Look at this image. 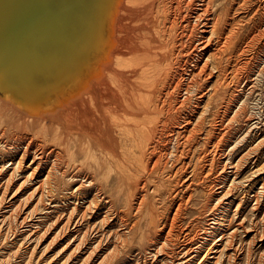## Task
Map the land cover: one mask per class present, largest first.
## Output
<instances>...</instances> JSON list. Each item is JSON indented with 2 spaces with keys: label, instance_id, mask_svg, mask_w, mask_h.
I'll return each instance as SVG.
<instances>
[{
  "label": "bare ground",
  "instance_id": "6f19581e",
  "mask_svg": "<svg viewBox=\"0 0 264 264\" xmlns=\"http://www.w3.org/2000/svg\"><path fill=\"white\" fill-rule=\"evenodd\" d=\"M252 1L230 0L224 11V0H0V91L6 94V99H0V149L5 152L0 156V178L7 177L0 195V214L8 229L28 224L24 205L7 201L9 191L23 180L17 192L36 182L31 196L39 197L41 202L48 198L50 205H56L55 211L63 213L43 233L40 229L28 230L30 239L38 238L40 244L62 225L51 243L74 236L68 243L72 245L68 264L76 260H81L80 264H238L242 257H249L260 232L249 241L254 219L243 216L251 202L253 218L264 206V119L260 120L261 112H253L256 108L249 103L257 93L259 77L264 78V0H259L256 7ZM137 3H142L141 8ZM130 15L136 23L131 30L123 31L120 20ZM120 42H130L126 57L139 63V67L131 64L138 68L135 75L140 80V98L127 97L131 92L124 82L128 77H123L117 80L128 90L124 91L125 99L111 102L105 90L113 79L111 71L120 67ZM234 42L243 43L231 55L236 60L245 58L224 69L222 62ZM254 42H259L255 62V57L248 55ZM105 49L107 53L93 63L94 55ZM66 54H72L68 61ZM212 78H216V86L207 90L204 84ZM149 80L155 92L159 91L158 97L148 95ZM224 84L229 89L226 100L221 99L224 92H220ZM62 86L65 89L59 92ZM175 90L180 91L179 98H174ZM84 99L86 104L76 115L66 118V108L74 111V106ZM7 106L11 109L8 114ZM181 109L186 111L179 115ZM124 115L132 117L125 131H132L142 142L144 129L149 127H141L145 117L171 124L172 128L166 138L165 130L155 131L144 167L148 178H143L140 189L128 184L123 197L120 190L104 193V185L93 173L96 164L104 166V156L126 150L127 146L120 143ZM83 119L89 121V126ZM22 126L29 133L37 131L46 136L51 128L64 130L70 140L81 144L79 153L90 152L91 165H87L93 176L65 177L62 173L71 188L62 195V201H56L54 193L59 187L55 183L51 187L49 175L43 180L42 175L51 162L56 165V173L61 174L58 163L62 156L32 137L30 141L22 134L15 137ZM199 146L203 150L196 155L193 149ZM141 159L142 156L136 162L138 166L143 163ZM168 165L174 170L173 189H164L163 193L151 189L147 179ZM246 169L253 173L240 181ZM260 184L261 192L249 201ZM238 186L245 190L246 197L235 193ZM137 195L140 196L133 206ZM167 200L169 210L157 215L160 201ZM121 201L126 209L119 212L116 206ZM130 216H136V220L131 221ZM96 221L102 232L116 229L113 237L117 244L105 240L108 233L93 236ZM202 221L204 227L200 226ZM141 252L148 253L150 259L142 260ZM126 253H131L130 257L122 260L121 255Z\"/></svg>",
  "mask_w": 264,
  "mask_h": 264
},
{
  "label": "rangeland",
  "instance_id": "374dc122",
  "mask_svg": "<svg viewBox=\"0 0 264 264\" xmlns=\"http://www.w3.org/2000/svg\"><path fill=\"white\" fill-rule=\"evenodd\" d=\"M128 2H130L131 0H127ZM224 0V6H223V9L225 11V9L229 8L230 6V0ZM229 3V4H228ZM259 0H253L252 1V6L253 7H256L257 5H259ZM141 4L142 3H137V7L141 8ZM228 5V6H227ZM227 7V8H226ZM237 16V15H236ZM258 18L259 17H256L255 18V21L256 24L258 22ZM135 20V19H134ZM134 23H136V21H133L132 20V15L128 16V17H125V18H122L120 20V24L119 26L124 30H131L133 28V25ZM254 25V24H253ZM253 25L252 26H249L245 29V34H247L249 31H251V29L253 28ZM243 42H234L233 45L231 46V48L229 49V52L227 53V55L225 56V60L224 62H222V67L224 69H227V68H230V66L237 64V63H241L242 62V59H244L245 57L243 58H240L239 60H236L235 59V55H231V53L234 52L235 49L239 48L241 45H242ZM248 43V42H247ZM255 43V44H254ZM253 43V47L250 49V53L248 55H250L249 57L253 56V58L259 53V42H254ZM251 44V43H249ZM255 45V46H254ZM120 46H121V54H122V59L120 60L121 63H118L121 67V69L119 70V66H117L115 69H113L114 71H111V74H112V81L111 83L109 82L107 86V93H108V101H113V99H115L116 101H123L125 98V95H124V91H128L126 90V88H122V85L118 82L117 78H123V77H128V79H125L124 82L125 84L127 85V88H129V92H131V95H127V97H130V96H133L135 97V99H139L140 98V90L139 88L137 87V83L138 80L136 75H135V72L136 70L138 69L137 67H139V63L136 62V59H131V57H126V55L129 54V48H130V42H120ZM124 49V50H123ZM128 50V51H127ZM107 49L101 51V53H98V54H95L94 55V59H93V63H95L96 61H98L105 53H107ZM123 52V53H122ZM126 53V54H125ZM256 57L254 58V62L256 61ZM130 60V62H129ZM132 60V61H131ZM241 60V61H240ZM123 61V62H122ZM239 61V62H238ZM136 65L133 67V65ZM122 64V65H121ZM124 66V67H123ZM126 66V67H125ZM129 66V67H128ZM124 68V69H123ZM126 68V69H125ZM136 68V69H135ZM149 69V67H148ZM150 72L152 71L151 69H149ZM117 71V72H116ZM119 71V72H118ZM125 72V73H122V72ZM131 71V72H130ZM127 73V74H126ZM124 75V76H123ZM152 75V74H151ZM151 75H150V79H151ZM131 76V77H130ZM136 78H135V77ZM256 78V77H255ZM259 84H258V88H257V93L256 95H254L249 103L251 105V107L255 106L256 108V111L254 110L253 112H256V113H259V111L261 112L260 113V120L262 121L264 119V78L262 77H259ZM137 79V80H136ZM171 79H175V78H171ZM228 80H229V77H228ZM134 81V82H133ZM209 82H205L206 84H204V87H207L206 89H210L211 86H216V78H212L211 80H208ZM169 83V81H168ZM168 83H166V87H168ZM131 84V85H129ZM148 87L146 88L147 89V93L148 95L152 94V95H157L158 94V90L155 92V88L151 85L152 84V80L148 81ZM110 85V86H109ZM117 85V86H116ZM117 88H116V87ZM119 86V87H118ZM120 86L122 89H120ZM135 89H133L132 88ZM224 87H226L227 85H223ZM222 86V88H220V92L223 91L224 92V96L221 97V99H228L229 97V89H228V86L224 89V87ZM132 88V89H131ZM154 88V90H153ZM138 89V90H137ZM111 92H110V91ZM133 90V91H132ZM150 90V91H149ZM153 90V91H152ZM117 91V92H116ZM149 91V92H148ZM152 91V92H151ZM104 92V90H103ZM113 92V93H112ZM133 92V93H132ZM137 92V93H136ZM179 92L180 91H176L174 92V98H179L180 95H179ZM112 93V94H111ZM118 93V94H117ZM228 93V95H227ZM115 94V95H114ZM118 95V96H117ZM150 95V96H152ZM159 95V94H158ZM157 95V97H158ZM196 96L193 98L194 100H192V104H194L195 102V99L197 98V93L195 94ZM226 95V96H225ZM157 97L155 96V99H157ZM214 97V94L212 96V98ZM112 98V99H111ZM0 99H6V94L4 92H1L0 91ZM122 99V100H121ZM159 99V98H158ZM169 97H167L165 100H168ZM12 104L16 105L17 104L15 103V101L13 99H8ZM213 100H216L215 97L213 98ZM221 100V102L223 101ZM139 101V100H138ZM169 101V100H168ZM81 104V105H80ZM86 104V101L85 99L80 101L78 103V106H74V108H76L74 111L72 109H69V108H66L64 114H66V118H70L71 115L72 117L76 115V112H78V110L83 107V105ZM166 105V104H165ZM19 107V106H18ZM260 107V108H259ZM218 108L215 109V111L217 110ZM10 108L7 106L6 107V110H5V113L8 114L10 112ZM20 110H22L20 108ZM183 111V112H182ZM185 109H181L179 112V115H182L183 113H185ZM75 112V113H74ZM78 114V113H77ZM126 115L123 116V119L120 121V124L123 125L120 129H121V138H120V143H122V146H127V148L129 147V150H124L123 148L121 149L122 150V153L121 151H119V153H116L115 155H113L112 157L109 156H104L103 158V161L102 163L104 164V166L102 164H99V165H95V169L96 171L93 173L91 171H89V167L88 165H91V160H89V156H90V152L87 153H79L81 152L80 151V146L78 144H76V142H74L73 140H70L68 135L64 133V130H58V129H55V128H51V132H50V135H45V134H37V131H35L34 133H29L25 126H22V127H19V130H16V136L15 137H20L21 134L22 136H24V138H28L27 140H32L33 138V141H35L36 143L38 142V144L42 147H46L47 149H50L48 147H52L51 149L54 150L56 152V154L58 156H62L61 158V162L58 163V168H59V172H61V174L59 173H56L57 171H55V163L51 162L49 163L45 168V171L43 173V177H42V180L46 177V175H49V184L51 185V187H53L54 183L57 184V186L59 187V189L56 191V194L54 193V199H58L62 201V197L66 194H68V190L69 188H71V184L69 183V180L68 178L65 179L63 178V174L65 175V177H68L70 175H73V176H80L83 177V176H87V177H90V176H93L94 174H96L98 176V179L100 181V183L102 182V184L104 185V193L106 192L108 194L109 190H117V191H121L123 192L122 193V196L124 197L125 196V193L124 191L126 190L127 185L128 184H132L133 186L137 188H141L142 186H140L139 184L141 182H143V178H148L147 174L144 173L145 169V164H147V157L150 158V155L149 153L152 151V148L153 147V134L155 133L156 130H165V135L164 137L166 138L167 134H169V131L171 130L172 128V125L171 124H167V125H164L163 123H158L157 121L153 120L154 118L153 117H145L143 119V124L141 125V127L143 126L145 128V126H149L147 127V130L146 128L144 129V133H143V142L141 141V139L137 138L132 131H129V132H132V135L129 134V132L125 131V126H127L128 124H130V120L129 118H132L131 116H127L126 118ZM263 118V119H262ZM128 119V120H126ZM138 119V118H137ZM140 119V118H139ZM138 119V120H139ZM126 120V122H125ZM124 121V122H123ZM86 125L89 126V121L86 120V119H83V121ZM156 122V123H155ZM146 124V125H145ZM160 124V125H159ZM159 126V128H158ZM140 127V128H141ZM152 127V128H151ZM164 127V128H163ZM124 129V130H123ZM149 129H150V132H151V135H150V132H149ZM167 129V130H166ZM123 130V131H122ZM56 131V132H54ZM20 133V135L18 133ZM53 132V133H52ZM59 132V133H58ZM126 132V133H125ZM241 132L242 130L239 132V135L241 136ZM147 133V134H146ZM31 134V135H30ZM37 134V135H36ZM52 134V135H51ZM58 134H60L58 136ZM18 135V136H17ZM54 135V136H53ZM67 137H66V136ZM128 135V136H127ZM238 135V137H240ZM37 136V138L35 137ZM58 136V137H57ZM61 136V137H60ZM30 137V138H29ZM32 137V138H31ZM125 137V138H124ZM41 138V139H40ZM47 138V139H46ZM58 138V139H57ZM61 138V140H59ZM136 138V141H133L134 139ZM164 138V140H165ZM40 139V140H39ZM53 139V140H51ZM58 141L56 142L55 141ZM29 140V141H30ZM50 140V141H48ZM65 140V141H64ZM125 140V141H124ZM48 141V142H47ZM54 141V142H53ZM132 141V142H131ZM42 142V143H41ZM64 142V143H63ZM127 142V143H126ZM145 142V143H144ZM49 143V144H48ZM66 145V147H64V145ZM67 143V144H66ZM78 143V142H77ZM52 144V145H51ZM61 144V145H60ZM48 145V146H47ZM73 145V146H72ZM140 145V146H139ZM63 146V147H61ZM70 146V147H69ZM75 146V148H74ZM69 147V148H68ZM198 147V146H197ZM195 147L193 149V153H195L197 155V153H200L202 152L203 150V146H199V149ZM210 146H207L206 147V151L207 153L209 152ZM73 148V149H72ZM58 149V150H57ZM131 149V150H130ZM1 150V149H0ZM4 149L1 150L0 152V156H3V154H5V152L3 151ZM3 151V152H2ZM78 151V153H77ZM125 151V152H124ZM128 151V152H126ZM150 151V152H149ZM137 152V154H136ZM140 152V153H139ZM3 153V154H2ZM59 153V154H58ZM62 153V154H60ZM124 153V155H123ZM126 153V154H125ZM145 154V156H143V154ZM74 154V155H73ZM82 154V155H81ZM132 154V156H131ZM77 155V156H76ZM199 155V154H198ZM71 156H72V159H71ZM85 156V157H84ZM142 156V164L140 166L137 165V161H139V158ZM116 157V159H115ZM129 157V158H128ZM136 157V158H135ZM75 158V159H74ZM106 158V159H105ZM112 158V159H111ZM133 158V159H131ZM146 158V159H145ZM87 159V160H86ZM126 159V160H125ZM129 161H128V160ZM264 159V156L263 158ZM54 159L52 158L51 161H53ZM75 160V161H74ZM85 160V161H84ZM112 160V161H110ZM109 163H108V162ZM126 161V162H125ZM57 162V161H56ZM77 162V163H75ZM106 162V163H105ZM130 162V163H129ZM133 162V163H132ZM264 162V160H263ZM128 163L130 165H128ZM136 163V164H135ZM29 164V163H28ZM88 164V165H87ZM105 164L107 166H105ZM110 165V167H109ZM136 165V166H135ZM127 169H126V167ZM169 166V167H168ZM167 167L168 168H164L163 171L159 172V173H154L152 178L155 177V178H151L150 180L147 179V182L149 181V186L151 185L152 188L151 189H156L158 190L159 189V192H165L168 191V190H171L173 189L174 185L176 184V181L174 180V178L171 176L173 175V167L170 168L171 166L168 165ZM107 167V168H106ZM136 167V168H135ZM51 168V169H50ZM100 170H99V169ZM112 168H114V170H112ZM131 168V169H130ZM108 169V170H107ZM126 169V171L124 170ZM71 170V171H70ZM112 170V171H111ZM116 170V171H115ZM123 170V171H122ZM141 170V172H140ZM81 173H80V172ZM105 171V173L103 172ZM107 171V172H106ZM114 171V172H113ZM119 171V172H118ZM133 171H134V174H133ZM166 171V172H165ZM208 171V170H207ZM49 172V173H48ZM87 172V173H86ZM89 172V173H88ZM99 172V173H98ZM116 172V173H115ZM131 172V174H130ZM138 172V173H137ZM146 172V171H145ZM63 173V174H62ZM72 173V174H71ZM78 173V174H77ZM93 173V175H92ZM102 173H104L103 175H101ZM115 173V174H114ZM137 173V174H136ZM163 173V174H162ZM252 171L249 170V169H246L245 172L242 174V177L240 179L243 180L247 177H250L252 175ZM58 174V175H57ZM136 174V175H135ZM140 174V175H139ZM159 174V175H158ZM212 174V175H211ZM213 173H210V179H214V176ZM83 175V176H82ZM111 175V176H110ZM119 175V176H118ZM128 175H130V178L128 179ZM133 175V176H131ZM139 175V176H138ZM162 175V176H161ZM4 176V175H3ZM157 176V177H156ZM56 177V178H55ZM60 177V178H58ZM110 177V178H109ZM171 177V178H170ZM53 178V180H52ZM60 179V180H59ZM127 179V180H126ZM209 179V181H210ZM6 180H7V177L5 179H3L2 177L0 178V195H1V192L4 190L3 189V186L5 185L6 183ZM59 180V181H58ZM68 180V181H67ZM115 180V181H114ZM121 180V181H120ZM136 180L138 181V183L136 182ZM145 180V179H144ZM174 180V181H173ZM53 181V183H51ZM56 181V182H55ZM66 181V182H65ZM123 181V182H122ZM135 181V182H134ZM160 183H159V182ZM4 182V183H3ZM23 182V180H21L20 182L17 181V183L13 186V188L9 191V194H8V199L7 201L8 202H12V203H15L17 206H19L20 204L21 205H24V209H25V214H24V217L27 218V222L28 224L23 228L22 226L20 225H16L11 231L8 229V224L4 223V217H3V213L0 214V264H68L69 262V255L71 253V246H68V243L70 241L73 240V237L72 235H69V237H64V238H59L57 241H55V243H51L53 238L55 237L56 234H58L59 232V229L62 225H59V229L57 231H54L52 235H50V237L46 240V241H43L42 243L39 244V241H38V238H34V239H30L29 237V231L31 228H35V229H40V231L43 233L45 231V229L49 228L53 222H55V220L60 216L62 215L63 213L60 212L58 213L57 211H55L54 207L56 206L55 204L53 205H50V203L48 202V198H45L42 202L41 200L39 199V197H32L31 194L33 192V190L36 189V182L32 183V184H29L26 188L22 189V190H19L17 192V190L19 189V186L21 185V183ZM63 182V183H62ZM151 182V183H150ZM66 185H65V184ZM112 183V185H111ZM124 183V184H123ZM137 183V184H136ZM157 183V186H155ZM118 184V185H117ZM120 184V185H119ZM123 184V187L125 185V189L122 188V185ZM160 184V185H159ZM63 185H64V188H63ZM75 185H79V184H75ZM116 185V186H115ZM137 185L139 187H137ZM170 185V186H169ZM173 185V186H172ZM2 186V187H1ZM62 186V187H61ZM109 186V187H108ZM111 186V187H110ZM113 186V188H112ZM119 186L122 188L120 189ZM150 186V187H151ZM155 186V187H154ZM180 187V186H179ZM262 185H258L257 188L254 190V193H252L249 197V201H251V199H253L252 197L257 194V193H260L262 190L261 189ZM61 188V189H60ZM110 188V189H109ZM117 188V189H116ZM162 188V190H161ZM67 189V190H66ZM150 189V193H152V190ZM165 189V190H164ZM242 188V186H238V188L235 190L236 194L239 195L240 197H246L245 196V190ZM63 190V191H62ZM66 190V191H65ZM258 191V192H257ZM46 192H48L46 190ZM65 193V194H64ZM161 193V194H162ZM59 196H58V195ZM61 194V195H60ZM50 195V193H49ZM63 195V196H62ZM152 195L153 194H150V200H152ZM31 196V198H30ZM109 196V195H107ZM140 195H137L136 197H134V199L132 200V204L133 206L135 205V202H137L136 200L138 199ZM105 197V196H103ZM152 197V198H151ZM137 198V199H136ZM248 198V197H247ZM56 200V201H58ZM108 200V199H107ZM29 202V203H28ZM161 203L158 205V213L157 215H164L167 213V211L169 210V206H170V203L169 201L167 200V202H163V201H160ZM120 203V204H119ZM116 206L117 208V211L119 212H122V210L125 211L126 208H124V201H121L119 202ZM122 203V204H121ZM42 204V205H41ZM55 205V206H54ZM121 205V206H120ZM46 206V207H45ZM62 206V205H61ZM254 206V202H251L250 206H248V209L246 210V212L244 213V218L246 216H249L250 219H254L251 221L252 225L254 223V228L253 226H250V227H253L251 229V235L248 237V240H252L253 238V235H255V233L257 232H260L259 235V240L258 242L256 241V244L255 246H252L251 248V252H250V258L249 257H242L243 259H241V261L238 263V264H264V206L262 207V210L260 212H258L257 214L254 213V218H253V214L250 213V210L251 208ZM64 207V206H62ZM39 208V209H38ZM53 208V209H52ZM50 209V210H49ZM166 209V211H165ZM168 209V210H167ZM121 210V211H120ZM151 210L153 212H156L154 209V207L152 206ZM162 210V211H161ZM123 211V212H124ZM164 212V214H163ZM251 214V216H250ZM256 215V216H255ZM67 214L65 213V217L64 219L66 220L67 219ZM197 217V216H196ZM242 217V219H244ZM252 217V218H251ZM256 217V218H255ZM123 218H124V215H123ZM130 220L131 221H135L136 220V216H130ZM3 221V223H2ZM99 221H96L95 223H97ZM96 227L94 228V233L93 236H96V237H102L103 235V232L105 233H108L107 234V237L105 240H107V242H109V244H112V245H115L117 244V240L115 237H113L116 229H105V231L102 232V229L98 228V224H95ZM33 224V225H32ZM51 224V225H50ZM203 224V225H202ZM7 225V226H6ZM49 225V226H48ZM256 225H258L256 227ZM20 226V227H19ZM31 226V227H30ZM48 226V227H47ZM201 227H204L205 226V222L202 221L201 224H200ZM22 227V228H21ZM47 227V228H46ZM74 227H72V230H73ZM97 229V230H96ZM29 230V231H28ZM109 230V231H108ZM101 231V232H100ZM113 231V232H112ZM252 231H255V232H252ZM11 232V233H10ZM57 232V233H56ZM113 233L111 236L108 237V235L110 233ZM262 232V233H261ZM14 233V234H13ZM263 236V238H262ZM28 237V238H27ZM29 239V240H28ZM109 239V240H108ZM261 239V240H260ZM116 240V241H115ZM262 241V242H261ZM57 242V243H56ZM67 244V245H66ZM257 245V246H256ZM67 246V248H66ZM18 248V249H17ZM66 248V249H65ZM112 249L110 248V251ZM109 251V250H108ZM128 252V251H127ZM107 253V252H106ZM136 253L138 254V252L136 251ZM137 254H133L134 256L137 255ZM140 254V258L144 261H148L150 258V255L146 252H141L139 253ZM148 254V255H147ZM129 255H131V253H126V254H123L121 255V259L123 260L124 258H127V257H130ZM125 256V257H124ZM127 256V257H126ZM143 256V257H142ZM148 257V258H147ZM262 258V259H261ZM2 259V260H1ZM248 259V260H247ZM7 260V261H6ZM243 260V261H242ZM246 260V261H245ZM80 261L81 260H76V261H73L72 263H69V264H77L79 263L80 264ZM225 262V260H224ZM223 262V263H224ZM225 264H227V261L225 262Z\"/></svg>",
  "mask_w": 264,
  "mask_h": 264
},
{
  "label": "crops",
  "instance_id": "0c3cea01",
  "mask_svg": "<svg viewBox=\"0 0 264 264\" xmlns=\"http://www.w3.org/2000/svg\"><path fill=\"white\" fill-rule=\"evenodd\" d=\"M71 56H72V54H66L65 55V58L67 59V61L69 60V57H71ZM64 89H65V87L62 86L61 88H59V92H63Z\"/></svg>",
  "mask_w": 264,
  "mask_h": 264
}]
</instances>
